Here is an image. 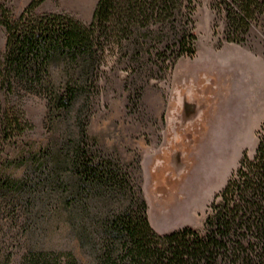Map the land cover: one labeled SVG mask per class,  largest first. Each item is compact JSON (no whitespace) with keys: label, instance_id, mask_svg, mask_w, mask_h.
Listing matches in <instances>:
<instances>
[{"label":"trees","instance_id":"16d2710c","mask_svg":"<svg viewBox=\"0 0 264 264\" xmlns=\"http://www.w3.org/2000/svg\"><path fill=\"white\" fill-rule=\"evenodd\" d=\"M43 1L31 0L16 18L0 4V151L32 126L23 109L27 94L44 95L59 122L71 120L44 179L26 176L15 196L34 231L49 210L75 243L65 250L41 243L19 261L0 253V264H264V135L214 195L201 229L164 233L148 220L139 176L96 156L87 140L85 110L106 53L127 57L129 85L138 75L162 76L195 53L194 0H97L88 23L39 12ZM212 8L224 23L221 40L229 42L243 43L264 16V0H213Z\"/></svg>","mask_w":264,"mask_h":264},{"label":"rangeland","instance_id":"374dc122","mask_svg":"<svg viewBox=\"0 0 264 264\" xmlns=\"http://www.w3.org/2000/svg\"><path fill=\"white\" fill-rule=\"evenodd\" d=\"M96 1L87 9H81V0H50L49 6L88 23ZM194 2L193 56L179 58L160 77L135 76L129 85L123 70L127 57L107 52L85 110L94 154L139 176L148 220L159 233L201 229L214 195L243 153L253 156L264 135V16L243 43L229 42L221 40L225 28L213 0ZM18 14L12 10L14 18ZM4 43L0 25V55ZM23 109L31 128L0 151V253L14 261L41 243L48 250L75 243L49 210L41 215V230L34 231L24 200L15 196L26 176L44 179L72 122H59L42 94L25 95Z\"/></svg>","mask_w":264,"mask_h":264},{"label":"crops","instance_id":"0c3cea01","mask_svg":"<svg viewBox=\"0 0 264 264\" xmlns=\"http://www.w3.org/2000/svg\"><path fill=\"white\" fill-rule=\"evenodd\" d=\"M31 0H0V3H4L6 6L10 7L14 12L20 13L21 10L30 2ZM50 0H44L37 7V10L40 12H55L54 8L49 6Z\"/></svg>","mask_w":264,"mask_h":264},{"label":"bare ground","instance_id":"6f19581e","mask_svg":"<svg viewBox=\"0 0 264 264\" xmlns=\"http://www.w3.org/2000/svg\"><path fill=\"white\" fill-rule=\"evenodd\" d=\"M79 3H80V6H81V9H87V7L91 3V0H81V2H79Z\"/></svg>","mask_w":264,"mask_h":264}]
</instances>
